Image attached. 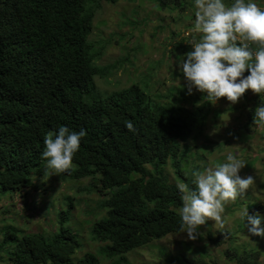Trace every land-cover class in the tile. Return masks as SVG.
Segmentation results:
<instances>
[{
  "label": "trees",
  "instance_id": "obj_1",
  "mask_svg": "<svg viewBox=\"0 0 264 264\" xmlns=\"http://www.w3.org/2000/svg\"><path fill=\"white\" fill-rule=\"evenodd\" d=\"M104 1L118 0H0V195L32 187L34 177L43 176L47 134L60 126L85 129L67 172L72 179H99L105 198L91 228L93 238L106 243L101 253L109 255L179 232L181 185L165 170L170 166L186 190L195 188L183 170L189 147L181 140L201 135L219 111L185 85L159 92L151 76L102 95L95 77H108L121 66L120 61L97 63L105 45L96 44L92 34ZM156 3L161 9L188 8L186 0ZM174 49L185 53L189 46L181 42ZM261 101L264 93L257 94L256 106ZM253 111L239 131L253 130ZM128 122L135 131L128 130ZM16 227H4L0 260L7 264H100L84 243L79 251L82 244L72 226L63 224L49 238ZM249 257L233 259L250 264Z\"/></svg>",
  "mask_w": 264,
  "mask_h": 264
},
{
  "label": "rangeland",
  "instance_id": "obj_2",
  "mask_svg": "<svg viewBox=\"0 0 264 264\" xmlns=\"http://www.w3.org/2000/svg\"><path fill=\"white\" fill-rule=\"evenodd\" d=\"M186 1L188 8L185 12L176 7L161 9L156 0H118L116 3L104 1L102 10L96 15L92 34V40L96 44L105 45L104 54L97 63L103 66L120 61L121 66L108 77H96L97 87L102 94L141 82L147 76H151L153 83L159 82L157 87L161 93H166L172 86H186L182 74L175 66L177 55L184 53L174 48L182 42L189 46L190 51L189 41L199 40L200 36L192 31V27L188 28L193 25L196 9L193 0ZM256 2L264 7V0ZM191 93L200 92L193 89ZM256 99L257 94L250 89L235 104L224 97L220 98L213 104V112L219 111V115L213 117L211 114L203 133L186 144L181 141L182 145L189 147V154L183 160V170L192 176L193 181L194 174L225 162L229 153L236 155L245 164L240 175L253 177V184L243 195H238L235 201L224 204L221 213L223 226L209 219L205 225L200 226L201 236L196 240L187 239L186 233L171 234L130 253L115 256V260L124 258V264H203L199 260L203 259L208 264H239L234 257L241 260L257 254L258 262L254 263L251 257L250 264H264V237L249 234L244 226L247 219L243 218L245 209L249 214L259 212L264 215V125L256 123L252 124L253 130L244 128L239 131L247 125L250 111L257 107ZM165 174L186 189V185L175 178L170 166L166 167ZM94 183H97L96 178L62 180L61 174L54 175L53 181L46 184V189L53 197L44 199L49 215L42 219L43 208L41 205L36 207L35 204L27 211H31L34 219L28 220L25 215L26 204H34L36 199V190H32L28 192L27 199L21 197L20 200L15 195L0 202V225L16 219V224L26 232H30L32 227L33 231L43 232L47 236L56 228L60 232L63 224L66 228L72 226L82 244L79 251L84 250L85 242L86 248L100 258V264H116L118 261L101 255L100 250L104 243L95 241L92 232L90 233L92 219L95 221L98 217L87 209L101 207L103 199V192L99 191V187H96V192L88 190ZM37 184L38 187H43L42 181ZM67 195L74 197L75 202L70 216L63 210ZM80 198L81 204L78 203ZM12 202L14 206L11 205ZM210 235L218 239V245ZM227 250L230 253L235 252L236 256L229 257Z\"/></svg>",
  "mask_w": 264,
  "mask_h": 264
},
{
  "label": "clouds",
  "instance_id": "obj_3",
  "mask_svg": "<svg viewBox=\"0 0 264 264\" xmlns=\"http://www.w3.org/2000/svg\"><path fill=\"white\" fill-rule=\"evenodd\" d=\"M193 2L196 11L192 31L200 34L199 40L189 41L191 50L183 55L178 54L175 59L176 69L182 74L188 93L191 94L195 89L203 93V99L211 104H215L222 97L235 104L249 89L254 94L264 93V7L258 6L253 0H232L230 5H226L224 0H193ZM251 45L257 46L255 51L252 50ZM246 71L247 75H245ZM110 93L101 94L106 96ZM253 123L264 125V101H261L254 109ZM126 127L129 131H135L131 122H128ZM86 134V130L83 128L74 131L67 126H60L55 133L47 134L44 139V149L41 152V159L45 161L43 176H35L34 182L35 180L36 182L32 187H25L21 191L2 192L0 202L6 197L10 199L15 195H18L20 200L21 197L27 199L28 192L36 190L34 204H26L25 213L36 204V207L41 205L43 208L42 219L45 215H49L45 200L52 198L53 194L46 189V184L48 181H53L54 175L59 176L60 174L62 180H74L70 178V173L67 171L72 167L73 156L78 151L80 142ZM194 135H197V130ZM198 137L194 138L192 135L184 142L186 144L190 139ZM244 166L242 160L229 153L225 162L194 174L195 188L187 190L184 186L180 188L182 206L179 209V232L169 233L162 238L171 234L186 233L187 239L196 240L198 236H201L200 226L205 225L209 219L223 226L221 213L224 204L228 201H235L237 196L243 195L254 182L252 176L242 177L240 175ZM38 178H41L43 187L37 186V183L40 182ZM84 178H96L97 182L99 181L97 177L86 176ZM93 186H90L88 190L96 192V187L100 189L101 184L94 183ZM100 192L103 191L100 190ZM104 198L105 195H103ZM64 201L66 207L63 210L67 211L70 216L75 207L74 197L67 195ZM78 203L81 204V198L78 199ZM11 205L15 204L12 202ZM60 207L62 208L63 204ZM98 208V206L92 207L87 211L95 215ZM25 215L28 220L34 219L31 211ZM243 218L247 219V224L244 226L247 227L249 234L264 237V224H262L264 215L259 212L249 214L245 209ZM12 224L23 233L37 232L33 231L32 227H30V232H26L16 224V219L6 221L0 225V245L5 238L4 227ZM56 232L57 228L53 233L49 232V236L46 235V237L49 238ZM91 235L93 237L92 233ZM155 240L158 239L152 241ZM145 245L147 244L137 248ZM137 248L109 255L101 253V255L106 259H114L115 256H122ZM256 255L254 254L252 258L254 263L258 262ZM250 260L251 256L249 262H251ZM115 261H118L116 264L125 263L124 258ZM0 263L7 264L1 260Z\"/></svg>",
  "mask_w": 264,
  "mask_h": 264
}]
</instances>
